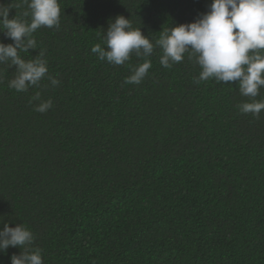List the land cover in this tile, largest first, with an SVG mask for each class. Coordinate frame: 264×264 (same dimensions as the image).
<instances>
[{"label":"trees","instance_id":"trees-1","mask_svg":"<svg viewBox=\"0 0 264 264\" xmlns=\"http://www.w3.org/2000/svg\"><path fill=\"white\" fill-rule=\"evenodd\" d=\"M211 3L59 0L60 27L38 29L36 49L19 55L43 51L61 83L17 92L15 66L0 64V219L33 233L43 264H264V110L240 112L253 100L238 82L195 83L187 53L164 68L158 47L120 66L91 52L117 16L155 45ZM0 4L30 20L23 0ZM0 42L13 43L3 32ZM145 59L143 81L125 83ZM37 93L53 102L44 114Z\"/></svg>","mask_w":264,"mask_h":264},{"label":"clouds","instance_id":"clouds-1","mask_svg":"<svg viewBox=\"0 0 264 264\" xmlns=\"http://www.w3.org/2000/svg\"><path fill=\"white\" fill-rule=\"evenodd\" d=\"M23 3L27 5L23 16L30 20L9 19L11 5L0 4V32L13 41L7 45L0 42V64L10 61L16 68L8 87L27 92L31 87H39L45 78L56 87L61 82L48 74L43 51L27 61L19 53L36 49L33 34L41 27H60L59 0H23ZM104 42L106 47L96 43L91 52L100 61L116 66L124 65L133 54L149 57L154 47L162 50L160 64L164 68L181 63L187 53L201 69L195 83L209 79L217 83L238 82L240 95L253 100L237 105L240 112L258 117L264 110V101L255 100L264 88V0H212L207 13L193 23L164 30L155 45L140 28L133 27L131 19L117 16L109 22ZM151 66V61L145 59L125 83L139 85ZM33 100L40 101L34 108L38 113L53 108L52 100L41 101L39 93ZM0 225V253L10 247L20 250L19 255L11 256V264H43L41 250L33 247L35 237L28 228L22 224L10 227L4 219H0Z\"/></svg>","mask_w":264,"mask_h":264}]
</instances>
